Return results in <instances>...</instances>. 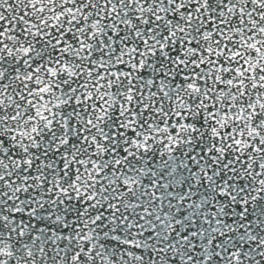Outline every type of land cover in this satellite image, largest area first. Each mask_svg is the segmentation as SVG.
Returning <instances> with one entry per match:
<instances>
[{
	"label": "snow or ice",
	"instance_id": "snow-or-ice-1",
	"mask_svg": "<svg viewBox=\"0 0 264 264\" xmlns=\"http://www.w3.org/2000/svg\"><path fill=\"white\" fill-rule=\"evenodd\" d=\"M0 264H264V0H0Z\"/></svg>",
	"mask_w": 264,
	"mask_h": 264
}]
</instances>
